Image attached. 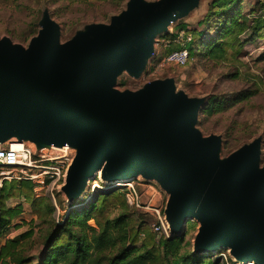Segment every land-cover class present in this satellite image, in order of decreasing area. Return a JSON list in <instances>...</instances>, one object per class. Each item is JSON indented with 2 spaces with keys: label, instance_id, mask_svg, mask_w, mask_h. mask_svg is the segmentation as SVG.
Masks as SVG:
<instances>
[{
  "label": "water",
  "instance_id": "1",
  "mask_svg": "<svg viewBox=\"0 0 264 264\" xmlns=\"http://www.w3.org/2000/svg\"><path fill=\"white\" fill-rule=\"evenodd\" d=\"M200 1L129 0L109 23L65 41L45 11L28 46L0 36V147L23 142L37 153L70 155L60 189L71 202L98 175L115 184L155 180L169 195L172 237L196 220L195 253L227 248L238 262L264 264L262 137L222 159V136L198 128L207 97L179 90L174 78L117 87L124 71L146 72L158 37Z\"/></svg>",
  "mask_w": 264,
  "mask_h": 264
},
{
  "label": "rangeland",
  "instance_id": "2",
  "mask_svg": "<svg viewBox=\"0 0 264 264\" xmlns=\"http://www.w3.org/2000/svg\"><path fill=\"white\" fill-rule=\"evenodd\" d=\"M215 1L201 0L199 6L186 17L172 23L168 32L158 37L157 55L148 64L146 72L137 78L124 71L118 78L117 87L120 90H138L150 81L174 78L177 88L190 96L207 97L208 104L213 98L219 99L220 106L214 109L215 104L212 113L207 115L208 104L204 107L198 128L205 136H222L223 145L219 154L222 159L243 145L262 137L264 166V39L252 38V31H246L237 37L235 34L226 33L222 37V47L217 53L210 54V47L204 46L199 40L202 38L200 31L211 29L210 32H213L224 20L222 15L215 14L220 9L218 5L214 6ZM128 2L129 0H0V36L10 37L14 42L28 46L41 29L40 22L44 12L49 11L62 25V39L65 41L84 31L90 24L109 23L112 16L127 9ZM262 5L264 0H240L235 11L240 16L245 15L252 23L262 14ZM182 25H186L187 29H180ZM191 38L199 48H195L187 63L168 64L165 61L168 52L179 42L184 44ZM13 170L10 167L0 168V176L3 172L9 174L11 171L10 174H14ZM120 184L112 187L114 185L104 182L98 175L90 181L83 196L74 202L68 199L60 187H56L48 195L39 198L44 199V208L46 204L54 208L52 214L44 215L43 218L35 215L31 200L18 196L8 199V206L22 203L24 213L15 218L8 233L0 238V245L7 238L34 229V235L23 242V248L26 255L40 256L45 248L46 238L57 227H62L72 204L82 202L88 197L100 198L106 193H112L109 205L102 214H97L96 219L90 220L91 226L99 229V220H103L105 224L106 221L114 222L123 216V229L128 235V245L144 244L149 248L159 245V238L153 232V227L160 222L156 210L165 215L169 195L161 189L157 181L146 180L142 176ZM199 226L198 221L189 220L184 229V233H188L187 240L191 242L193 252ZM143 231L147 236L140 237ZM117 252L118 248H115L102 255L112 256ZM207 255L214 258L223 256L228 264L241 263L230 255L227 248Z\"/></svg>",
  "mask_w": 264,
  "mask_h": 264
},
{
  "label": "trees",
  "instance_id": "3",
  "mask_svg": "<svg viewBox=\"0 0 264 264\" xmlns=\"http://www.w3.org/2000/svg\"><path fill=\"white\" fill-rule=\"evenodd\" d=\"M239 1H215L214 6L220 7L215 14L222 15L224 20L213 32H210L211 29L200 31L202 38L199 40L204 46L210 47V54L217 53L222 47L224 43L222 37L226 33L235 34L237 37L246 31H252V38L264 39V5H262V14L250 23L245 15L240 16L238 11H235ZM238 10L240 11L239 8ZM180 29H187V26L182 25ZM183 48L188 50L190 58L195 48L199 46L191 38L187 43L179 42L168 54ZM220 102L219 99L213 98L206 108L207 115L212 113L215 104L214 109L219 107ZM33 187L30 180H21L5 182L0 188V238L8 233L15 218L24 213L22 203L18 206L6 204L7 200L14 196L31 200L32 209L38 218L53 213V206L46 204L44 208V199L34 197ZM110 197L112 193H106L100 198L88 197L82 202L72 204L62 227H57L46 238L45 248L40 256L26 255L23 248V242L34 235V229L7 238L0 245V264H228L223 256L214 258L207 254H195L191 242L187 240V232L176 237L161 236L158 240L159 245L149 248L144 244L128 245V235L123 229L125 224L123 216L118 217L114 222L106 221L105 224L103 220H99L98 223L101 225L99 229L91 226L90 220L96 219L97 214H102L106 210ZM143 234L147 236L143 231L140 237ZM115 248H118V252L112 256L102 255L107 251L112 252Z\"/></svg>",
  "mask_w": 264,
  "mask_h": 264
},
{
  "label": "built area",
  "instance_id": "4",
  "mask_svg": "<svg viewBox=\"0 0 264 264\" xmlns=\"http://www.w3.org/2000/svg\"><path fill=\"white\" fill-rule=\"evenodd\" d=\"M188 58L189 52L183 48L169 53L165 61L168 64L185 65ZM71 161L70 155L55 157L37 153L23 142L11 144L7 148L0 147V168L10 167L14 169V174H10L11 171L9 174L1 173L0 186L2 187L7 181L30 180L34 186V197L39 199L64 183L66 171ZM156 212L160 222L153 227V232L157 234L159 239L163 234L170 236L171 232L165 215L163 216L160 210H156ZM142 236L144 237L145 234Z\"/></svg>",
  "mask_w": 264,
  "mask_h": 264
},
{
  "label": "bare ground",
  "instance_id": "5",
  "mask_svg": "<svg viewBox=\"0 0 264 264\" xmlns=\"http://www.w3.org/2000/svg\"><path fill=\"white\" fill-rule=\"evenodd\" d=\"M108 184L114 185L115 183L108 182ZM118 184L121 185L120 182H117L115 185H118ZM115 185H114V186H115ZM112 187H113V186H112ZM239 264H243L242 261H241V263H239ZM248 264H255V263H248Z\"/></svg>",
  "mask_w": 264,
  "mask_h": 264
}]
</instances>
